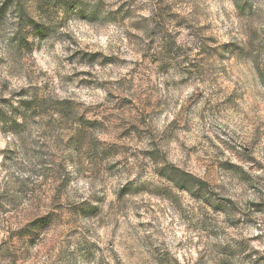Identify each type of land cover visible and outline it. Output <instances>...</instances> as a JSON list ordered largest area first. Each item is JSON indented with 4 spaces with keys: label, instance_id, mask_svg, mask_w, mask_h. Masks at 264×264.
<instances>
[{
    "label": "clouds",
    "instance_id": "clouds-1",
    "mask_svg": "<svg viewBox=\"0 0 264 264\" xmlns=\"http://www.w3.org/2000/svg\"><path fill=\"white\" fill-rule=\"evenodd\" d=\"M0 264H264V0H0Z\"/></svg>",
    "mask_w": 264,
    "mask_h": 264
}]
</instances>
